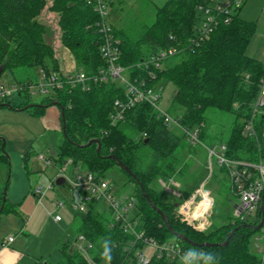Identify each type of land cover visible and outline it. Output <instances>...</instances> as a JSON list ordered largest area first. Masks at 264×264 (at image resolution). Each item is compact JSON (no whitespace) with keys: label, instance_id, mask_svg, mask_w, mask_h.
I'll return each instance as SVG.
<instances>
[{"label":"trees","instance_id":"trees-1","mask_svg":"<svg viewBox=\"0 0 264 264\" xmlns=\"http://www.w3.org/2000/svg\"><path fill=\"white\" fill-rule=\"evenodd\" d=\"M236 1L166 0L163 6L156 7L152 24L139 28L138 37L135 31L127 35L112 25L111 28L114 38L119 41V62L129 68L131 80L144 81L147 87L169 84L174 87L173 99L184 108L183 115L177 118L182 127L199 129L201 143L206 147L225 145L229 158L258 163L264 161V108L255 118L257 136L246 137L243 130L252 118L253 105L264 82V61L246 53L256 23L240 16L242 5L234 7ZM217 3L227 13L216 14L213 31L208 37L201 38L199 7H212ZM45 7L58 14L60 43L72 54L78 71L90 75L106 66L100 54L104 40L100 30L102 19L89 0H0V80L6 71L13 72L21 67H40L47 74L62 70L54 46L47 41V25L39 20ZM172 47L179 52L167 59L162 68L149 63L153 55ZM25 84L19 83V86ZM0 86L6 87L1 81ZM15 93H24L27 99L30 97L29 90L19 89ZM11 96L0 100V107L11 104ZM117 100L127 103L121 85L94 82L88 89L80 85L52 89L40 105L31 104L30 100L11 105L40 117L49 105L57 102L61 124L65 119V135L56 156L50 155V159L56 165L72 159L82 169L102 176H108L114 169L123 173L125 183L133 186L131 195L136 199L137 214L146 237L164 244L174 236L166 221L151 207L148 197L167 216L174 233L198 244H218L193 247L176 237V244L186 251L194 250L190 252L200 256L202 264L205 261L210 264H263L262 255L253 246L258 232L256 221L233 216L228 223L217 227L212 224L209 231L198 232L174 216L175 203L170 201L168 193L157 190L156 182L176 178L180 183L179 178L187 179L188 166L175 154L182 138L171 131L151 104L142 102L121 108L116 105ZM210 110L233 116L227 138L221 132L212 134L208 126L202 128L204 123L208 125L214 119L208 115ZM94 139L100 141L99 153L96 144L85 146ZM0 144L3 151V140ZM30 156L31 150L26 152L24 159L28 160ZM2 161H8L5 154H0ZM9 208L4 203L3 210H12ZM75 212V217L79 218L77 234L62 243L59 248L61 258L55 264H90L84 254L72 248L79 235H84L92 244L89 254L95 261L106 262L101 257L102 245L104 240H109L110 263L131 264L134 257L133 249L130 250L131 236L112 225L111 214L104 206L93 201L88 203L85 211ZM238 227L229 238L231 231ZM226 241L228 244L224 245ZM149 264L177 263L165 257H154Z\"/></svg>","mask_w":264,"mask_h":264},{"label":"rangeland","instance_id":"rangeland-1","mask_svg":"<svg viewBox=\"0 0 264 264\" xmlns=\"http://www.w3.org/2000/svg\"><path fill=\"white\" fill-rule=\"evenodd\" d=\"M102 1L105 3L107 9V23L112 25L114 29L122 30L127 35H131V32L133 33L135 31L137 33L139 28L141 30L143 26L151 25L155 18L156 7L163 6L166 0ZM240 16L243 19L256 23L255 33L246 49L247 55L264 61V0H245L242 4ZM39 20L47 25V41L54 46L61 65L67 72L76 74L78 70L72 54L60 43L58 14L48 11V8L45 7ZM138 35V33L135 34L137 37ZM40 69V67H21L15 69L13 72L6 71L0 81L7 88H18L19 83H27L29 81L33 84L43 85L45 81L42 78ZM116 83L120 85L118 80ZM157 90L161 94L158 103L159 107L166 111L172 119L181 117L184 113V108L173 99L174 87L169 84L165 87H157ZM45 96V94H36V90L34 89L31 90L29 99H27L24 93L23 95L15 93L9 98V101L11 104L18 105L30 100L31 104L40 105ZM53 111L56 113V118H59V109L55 106L52 109ZM208 115L214 119L208 125L204 123L202 128L208 126L212 134L221 132L227 138L232 126L233 116L215 110L208 111ZM60 124L59 119L57 125L50 127L47 126L42 117L33 116L28 110L19 111L18 109L0 107V141L3 140L2 147H4L3 151L0 149V154H5L8 157L7 163L4 161L0 162V206L3 203V199H7V208L12 202L20 204L25 200L27 195L32 196V192L35 189L42 187L46 190L50 204L52 200L49 197L53 201H62L65 207L56 208L59 210H56L55 215L60 216L61 220L64 218L59 224L57 221L54 222V214H47L46 229L44 228L45 233L42 238L33 239L30 242V246L34 248L42 246L43 240L47 241V239L57 238L62 233L65 234V240H72L77 234L79 225V218L75 217L76 212L69 183L65 182L62 185H58L56 179L59 165L53 162L49 165L45 163V161H49L50 159V150L57 151L58 145L63 138L62 126ZM169 128L175 135L182 138L181 144L175 154L182 164L188 166V176L184 180L179 178L181 186H177L174 183V180L178 182L176 178L171 179L173 182L171 180H159V183L156 182L157 190L165 192L166 194L168 193L170 201H173L175 204L180 203L181 201H187L197 190L200 181L198 180L194 183L196 179L198 177L204 178L207 180L204 188L211 191V197L214 201L212 211L208 215L210 225L213 224L217 227L228 223L234 216L235 207L240 201L232 191L231 183L226 172L214 161L213 174L208 178V152H206V148L202 145L195 146L189 143L186 137H184L183 129L176 123H172ZM215 144L220 143L216 142ZM215 148H219V145ZM29 150H31V156L28 160H25L24 155ZM40 156H43L44 160H40ZM197 169H200L199 175L196 173L198 171ZM68 172L69 176H71V167L68 169ZM108 177L114 181L118 198H125L133 193V186L125 183V176L118 169L109 172ZM175 204L173 214L177 218L174 211L176 208ZM134 215L131 212L130 219ZM22 219L24 220L22 213L16 215L7 212L3 216L1 215L0 237H3L6 232H10V235L18 233L24 223ZM210 228L203 232L209 231ZM169 242L176 243V237H170ZM57 250L54 253L56 258L53 257L52 259L54 263L57 258L58 260L61 258V253ZM262 260L264 264V255H262ZM203 264L210 263L205 261Z\"/></svg>","mask_w":264,"mask_h":264},{"label":"built area","instance_id":"built-area-1","mask_svg":"<svg viewBox=\"0 0 264 264\" xmlns=\"http://www.w3.org/2000/svg\"><path fill=\"white\" fill-rule=\"evenodd\" d=\"M89 3L94 4L95 9L102 19L100 30L104 35V40L100 46V54L105 61L106 66L90 75L82 71L72 74L67 72L64 67L60 72L50 74H47L44 69H40L42 78L45 81L43 85L33 83L28 84L27 82L24 87L18 86V88L20 90H29L30 92L35 89L36 94L40 93L48 95L50 91L55 88L63 89L70 85H80L83 88L88 89L90 84L94 82L116 83L118 80L125 90L127 103L124 104L117 100V106L121 108L133 107L138 103L147 102L152 105L169 126L172 123H176L180 126L189 143L195 146L202 145L206 148L208 152V178L213 174V162L215 161L216 164L226 172L231 183L232 191L239 198L240 203L235 207L234 216L240 220L256 221L257 226L260 225V228L253 239V246L255 251L264 255V161L261 160L258 163H254L229 158L226 155L227 148L225 145H221L219 148L206 147L201 143L199 129H187L182 127L177 118L172 119L166 111L162 110L158 105L161 94L157 88L147 87L144 81H138L137 79L134 81L131 80L128 76L129 68L120 64L119 59L121 52L119 41L114 38L111 25L107 23L106 17L108 14L105 3L102 0H89ZM241 5L242 2L237 0L234 7L238 8ZM213 9H215V12ZM225 10L226 9L218 3L213 4L212 7H199V12L202 16L201 38L209 36L213 31L214 24L217 23L216 14L224 13ZM225 13L227 12L225 11ZM178 52L179 49L175 47L161 51L157 53V55H153L151 60H149V63H153L157 68H162L164 62ZM18 88L0 86V100L15 94V92L19 90ZM263 108L264 82L253 105L252 118L244 127V136H257L255 118L260 114ZM113 119L116 120L117 118L113 116ZM39 158L40 160H44L43 156H40ZM52 162L51 159L45 161L47 165ZM57 165H59L57 179L64 178L65 182L69 183L71 189L77 192L80 196L78 203H76L74 198L75 211H85L88 203L96 201L110 212L112 225L117 226L124 234L131 236L130 250L133 249L134 253L131 264H149L154 257H165L174 260L177 264H182L181 257L185 253L187 254L186 264H202L200 256L182 249L176 243L166 242L164 244H159L155 240L146 237L142 229V223L137 214L136 199L132 195L125 198H118L115 191L114 181L108 176H102L97 173L86 171L80 166L75 165L72 159L67 160L63 164ZM70 167L72 171L71 176H69L68 172ZM206 181L207 180L204 179L197 189L203 188V190L207 191L211 197V191L204 188L206 186ZM33 192L39 197V199L46 195V190L42 187L35 189ZM201 199L202 197L197 195L195 203H199ZM184 203L185 201L178 203L174 209L177 219L199 232L209 229L211 225L209 223L208 215L211 213L212 208L205 213L204 216L194 220L191 217V209L195 207V203L191 205L190 208H185L184 212L181 213L179 209ZM55 206L63 208L64 203L62 201H56ZM131 212L135 214L132 219H130ZM58 217L59 219H57ZM55 219L60 221L61 217L56 216ZM201 225H203V227H201ZM12 241L13 238H9L7 244ZM2 245L5 246L6 243H3ZM72 248L84 254L90 264H106V262H97L90 256L89 250L92 248V244L84 235H79L76 238Z\"/></svg>","mask_w":264,"mask_h":264},{"label":"crops","instance_id":"crops-1","mask_svg":"<svg viewBox=\"0 0 264 264\" xmlns=\"http://www.w3.org/2000/svg\"><path fill=\"white\" fill-rule=\"evenodd\" d=\"M264 56V54H263ZM2 108H7V107H2ZM55 108V106L48 107L47 110L45 111L42 117L43 121L47 124V126L53 127L57 125V122L59 121V118H56V113L52 109ZM57 108V107H56ZM51 110V111H50ZM60 112V110H59ZM58 117V116H57ZM61 122V119H60ZM62 126V124H60ZM62 129V127H61ZM56 152V151H54ZM207 152V151H206ZM198 166V164H196ZM199 175L200 169H197ZM190 175V173H189ZM188 176V174H187ZM204 178L198 177L194 183H196L198 180L200 183L203 181ZM57 181V180H56ZM173 182V180H171ZM65 183V182H64ZM174 183L177 186H181V183L175 182ZM199 183V184H200ZM198 184V187H199ZM70 193L72 200L74 201V193L70 188ZM47 194V193H46ZM177 194V193H176ZM50 200H52V203L50 204L47 198V195L45 197L39 199L38 196L32 192V196H26L25 200L21 202L20 204L12 202L10 204V208L12 210H3L4 208V203L6 204L7 208V199H4V203L0 206V209L2 207V210L0 211V216L4 213L7 214H16L19 215L22 213L24 215V220H23V225L20 228V231L14 235H10V232H6L3 237H0V253L3 252L5 248L8 249V253H19L18 258L16 259V264H55L58 262V258L56 259V262L54 263L52 261L54 256L55 251L57 250V246L59 251L60 246L62 245L63 242L67 241L65 240V234L62 233L59 237H55L53 239H47V241L43 240L42 246H38L36 248L30 246V242L33 239H41L44 232V228L46 227V217L47 214H56V208L55 207V202L57 200H54L49 197ZM182 202V201H181ZM53 204V205H52ZM178 205V203H176ZM175 204V205H176ZM12 206V207H11ZM19 206V207H18ZM9 208V209H10ZM65 208V207H63ZM57 215H55L56 217ZM55 219V218H54ZM64 219V218H63ZM57 221L55 219L54 222H62L63 221ZM7 220V219H6ZM57 224V225H58ZM60 227V226H59ZM61 228V227H60ZM46 229V228H45ZM9 238H13L12 242H8ZM64 239V241H62ZM61 241V242H60ZM6 243L5 246L2 244ZM7 253L4 254V256H0V259L6 258Z\"/></svg>","mask_w":264,"mask_h":264},{"label":"clouds","instance_id":"clouds-1","mask_svg":"<svg viewBox=\"0 0 264 264\" xmlns=\"http://www.w3.org/2000/svg\"><path fill=\"white\" fill-rule=\"evenodd\" d=\"M197 195H200L202 199L199 201V203H195V198ZM195 203V207L191 209V217L192 219H199L202 216H204L205 213H207L213 206V199L209 196L208 192L201 189H197L196 192H194L190 198L185 201L183 205H181L179 211L181 213L184 212L185 208H190L191 205ZM59 219V217L57 218ZM203 227V225H201ZM110 241L109 240H104L103 242V252L101 254L102 259L106 261V264H110L112 260V255H111V247H110ZM189 251H194V250H189ZM7 253L6 258L0 259V264H16V259L19 256V253H8V249L5 248L2 253H0V256H4V254ZM211 255V254H210ZM182 264H186L187 262V254L185 253L181 257Z\"/></svg>","mask_w":264,"mask_h":264},{"label":"water","instance_id":"water-1","mask_svg":"<svg viewBox=\"0 0 264 264\" xmlns=\"http://www.w3.org/2000/svg\"><path fill=\"white\" fill-rule=\"evenodd\" d=\"M56 105H58V103H57V102H54L53 104L49 105V107H51V106H56ZM4 106L7 107V108H9V109H16V108H13V106H12L11 104H4ZM31 106H32V105H31ZM25 109H28V107H26ZM18 110H19V111H22V110H24V109H18ZM61 114H62V115L64 114L63 110L61 111ZM62 133H63V135H65V119H64V118L62 119ZM91 144H96V145H97V152L99 153L100 150H101V144H100V141L97 140V139H94V140L89 141V142L87 143V145H85V146H88V145H91ZM56 154H57V153L54 152L53 149L50 150V155H51V156H56ZM111 158L117 160L116 157H114V156H111ZM117 161H118V160H117ZM118 162H119V161H118ZM119 165H120V167H121L122 169H124V170H125L130 176L135 177V176L132 174V172H131V171H130V170H129V169H128L123 163L119 162ZM64 182H65V179H64V178H59V179H57V181H56V183H57L58 185H62V184H64ZM140 187H141V189H142L143 194L147 197V195H146V193H145V189H144V187H143L141 184H140ZM74 198H75L76 203H78L79 200H80V196H79V194H78L77 192L74 193ZM147 199L149 200V203H150L151 207H152V208H153V209H154L159 215H161V217L166 221L167 227H168V229L170 230V232H171L175 237H177L178 239H181V240H183V241L189 243V244L192 245L193 247H212V246H217V245H218V244H210V243L198 244V243H195V242H193V241L187 239L186 237H184V236H182V235H179V234L174 233V232L172 231V229L170 228V226H169V222L167 221V216H166V215H165L160 209H158L148 197H147ZM175 206H177V204H176ZM1 210H2V207H1L0 211H1ZM239 228H240V227H238V228L234 229L233 231H231V233L229 234V238H230L231 235H232L236 230H238ZM259 228H260V225L256 227V229H259ZM227 244H228V241H226V242L224 243V245H227Z\"/></svg>","mask_w":264,"mask_h":264}]
</instances>
